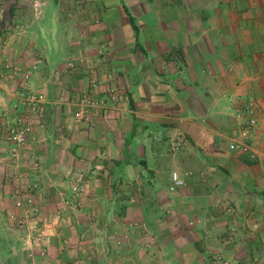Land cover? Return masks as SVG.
Wrapping results in <instances>:
<instances>
[{"label":"crops","instance_id":"0c3cea01","mask_svg":"<svg viewBox=\"0 0 264 264\" xmlns=\"http://www.w3.org/2000/svg\"><path fill=\"white\" fill-rule=\"evenodd\" d=\"M28 1L0 0V106L13 115L24 84L22 73L7 82L8 65L25 72L37 57L50 81L36 89L44 97L25 163L0 164V264H264V21L254 19L264 0H127L137 15L148 4L158 17L141 44L131 25L117 35L86 25L97 0L58 1L62 16L50 24V1ZM46 38L66 46L63 58L48 55ZM90 96L106 110L77 121ZM251 101L258 127L246 137ZM240 143L248 150L230 149ZM174 173L184 184L172 191ZM26 177L39 185V224L61 222L44 260L36 248L30 260L14 227L10 194Z\"/></svg>","mask_w":264,"mask_h":264},{"label":"rangeland","instance_id":"374dc122","mask_svg":"<svg viewBox=\"0 0 264 264\" xmlns=\"http://www.w3.org/2000/svg\"><path fill=\"white\" fill-rule=\"evenodd\" d=\"M50 1L51 6L49 8V11L47 12V18L45 17V21L47 20V24L52 23L53 22H59V18L62 16V13L60 11V8L62 9V11L64 10V6H62L60 4V7L58 8L57 5L59 4V2L61 3V0H40L39 3V7L42 6L41 4L44 3V6L46 5L45 2ZM59 1V2H58ZM106 1V3H105ZM117 1L118 5H121L122 2L124 3V7L123 9L125 10V8L129 11V13L131 14V16L134 18L135 20V25L137 27V29L134 31L135 36H136V41H140L139 43L141 44V41L144 39L145 40V34L147 33H151L152 35L156 34V31L154 32L155 25L157 26L156 23H158V17L156 16V14L149 9L148 4H146L145 9H142L143 13L140 15H137L135 13L134 10H132L133 8H127L125 7V5H128V1L127 0H97V5H98V10L94 11L93 13L91 12L89 19L87 17V22L86 25L90 26L92 25L93 27H96V25L101 26V27H107L110 31V34L113 35L114 33L117 34H121L122 32V24L125 25L126 27V32H129V26L130 21L128 19V16H126V12H124V14H116V13H112L115 11H109L107 15H104L103 13H101L104 9H102L104 6H110L113 7V4ZM154 1V0H153ZM29 3L31 2L28 1ZM35 0H34V7H35ZM66 8V7H65ZM101 8V9H100ZM136 9H138V6H135ZM58 14L56 16H54V19L52 18V14ZM171 16L172 18L177 19V15L174 16V13L171 12ZM58 18L57 21H55V18ZM77 19L83 18V15L81 16H76ZM71 19V18H70ZM254 19H258V21H264V15L258 16V17H254ZM70 21V20H69ZM72 21V20H71ZM143 23L146 26L145 30H142V24ZM160 22V21H159ZM64 23V22H63ZM122 23V24H121ZM123 25V26H124ZM145 31V32H144ZM132 31L130 32V37L127 38L131 41H133L134 35L132 33ZM176 33V32H175ZM173 34V38H176L177 34ZM244 34V32H243ZM238 35V34H237ZM127 36V35H126ZM256 38L258 36H255ZM125 38V39H126ZM46 43H47V53L48 55H50V57H58V58H63L65 53H66V46L64 47V45L59 44L57 46V48H55V44L52 40H50L49 38H46ZM108 41V40H107ZM106 41V43H107ZM57 49V51H56ZM64 52V53H63ZM39 60L36 58L33 59V62H31L30 67L27 68V70H25V72H22V69L16 65V64H11L8 65L7 67V72L12 71V78L13 79H8V83L17 80L16 78H18L17 75L19 74H24V84L19 81L18 78V85L19 87L21 86L22 90H20L15 98V102H13V112L10 110L9 112H11L13 115L9 114L8 111H6L4 109V107L2 108V106H0L1 109H4L2 111V114L0 115L1 119H5V121H9L10 123L7 124V121L3 122L0 124V137L5 143L7 148V152L6 149L2 148V145L0 143V164H4V163H9L12 164L13 166H17L18 164H21L22 162L25 163L23 156L21 153H23L25 147L28 144V141L30 140L31 136L35 135V128L37 125V118L39 116V114H41V101L43 99V95L40 96L41 93H37L36 89L37 87L40 88L42 86H44L47 82L50 81V78L48 76V72L43 71L42 69L37 68V65H39L40 63H38ZM4 68V67H3ZM71 68V67H70ZM4 70V69H2ZM39 73H42L45 75H47L48 77L46 78V80H43V77L40 78L41 74H39V76L37 75ZM58 72H60L61 76L59 77V81H62L63 84H67L69 82V78L67 77L68 74H65L63 71L58 70ZM51 76V75H50ZM3 77V76H2ZM40 78V80H39ZM61 78H63V80H61ZM2 80V78H0ZM68 80V81H67ZM96 82H98L97 80H94ZM93 82V81H92ZM5 83V82H4ZM44 83V84H43ZM20 88V89H21ZM113 102H116V100H114ZM246 103H244V105L242 106V108L244 109ZM8 116V117H7ZM12 118V119H11ZM25 128H30V131L28 132L27 135V139L25 144H23L20 148H16V151L13 152V145H11V142L8 140V135L10 133L11 129H19V130H23ZM240 144H246L247 143H240ZM171 148H172V152L174 151H178V149L180 148V142H176L175 139H173L172 141V145L170 144ZM235 151V150H234ZM18 163V164H17ZM29 178V177H28ZM25 179V178H24ZM27 179V177H26ZM80 179V177L78 178V180ZM28 180V179H27ZM25 187H23L22 190H19V188H17L15 190V188H13V190L11 191L10 194V198L14 197L15 200V207L18 210V214L19 217L17 219V221L14 223V227H16L17 229L22 230V234H25V236H27L28 239L27 242L26 240H24L25 242V248H29V250H31L32 254L29 258L30 260H35V248L37 250V252L40 253L41 258L44 260L46 258V249L47 247L50 245L51 241L53 240V238H57L62 230V228L60 227V223L57 220H51L50 222H45L44 224H39V220L43 217L41 216V209L39 208L40 206L35 204L34 202L36 201L34 196L37 194V190L39 188L38 182H33V183H29L28 181H24ZM80 187L76 188V193L79 195L80 192L78 191ZM32 199V205L28 204V200ZM21 201L22 206L18 207L17 206V202ZM36 208L38 210H40V212L36 213ZM67 204L65 203V206L63 207V212L62 213H66L67 211ZM59 212H61L62 210L59 209L57 210ZM58 215V212H56ZM58 219V218H56ZM64 225V224H63ZM73 225V224H72ZM51 228V231H49L48 233H46L45 236L41 235V231L45 228ZM64 229V228H63ZM20 242V240H19ZM61 246L64 249H68L69 248V241L68 240H62L61 242ZM27 250V249H26ZM214 258V257H213ZM215 262L220 263V264H230L228 261L224 260L222 257L220 256H215V258L213 259ZM44 264H51L49 262H45Z\"/></svg>","mask_w":264,"mask_h":264},{"label":"built area","instance_id":"2783aa9c","mask_svg":"<svg viewBox=\"0 0 264 264\" xmlns=\"http://www.w3.org/2000/svg\"><path fill=\"white\" fill-rule=\"evenodd\" d=\"M92 86H93V88L96 89L98 87V83L96 81H93ZM112 99L114 100L115 98L112 97ZM77 106H78V109L75 112V118L77 119V121L86 120L92 109L102 107V109L106 110L105 102H103V101L100 102L98 99H96L92 96L81 98L80 101L78 102ZM255 109H256V105L253 101L246 103L244 106V109H243V113L246 114L249 118L248 122L245 124V128H244V133H245L246 137H250L253 133H255L257 130V127H258V120H257V117L255 116ZM104 113L106 114V112H104ZM241 113H242L241 110L237 111L238 115H240ZM29 131H30V128H25L23 130H19V129H11L10 130V133L8 135V140L11 142V145H13V147H14L13 152L16 151V148H20L23 144H25ZM230 149L231 150L247 151L248 145H246V144H231ZM172 182H173V185L171 187L172 191L176 190L177 187L182 186L184 184V182L179 178L177 173L173 174ZM78 191L80 192V194H82V192H83V190L81 188H79ZM27 202L29 205H32V199H29ZM17 206L18 207L22 206L21 201L17 202ZM35 211H36V213L40 212V210H38L37 208ZM49 231H51L50 227L45 228L41 231V235L45 236L46 233H48Z\"/></svg>","mask_w":264,"mask_h":264},{"label":"trees","instance_id":"16d2710c","mask_svg":"<svg viewBox=\"0 0 264 264\" xmlns=\"http://www.w3.org/2000/svg\"><path fill=\"white\" fill-rule=\"evenodd\" d=\"M125 12H126V16H128V19L130 21V24L132 26V29L135 31L137 29L136 25H135V20L134 18L131 16V14L129 13V11L125 8Z\"/></svg>","mask_w":264,"mask_h":264}]
</instances>
